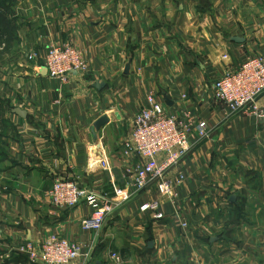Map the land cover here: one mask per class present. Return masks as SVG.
Segmentation results:
<instances>
[{
	"label": "crops",
	"instance_id": "crops-1",
	"mask_svg": "<svg viewBox=\"0 0 264 264\" xmlns=\"http://www.w3.org/2000/svg\"><path fill=\"white\" fill-rule=\"evenodd\" d=\"M169 1L10 0L20 55L1 93L13 135L0 158V264H44L21 248L52 236L87 254L70 264H264V121L230 112L213 91L247 56L264 55V0H182L172 14ZM61 43L86 62L66 82L43 68ZM148 95L167 114L207 125L205 137L193 127L186 156L165 170L170 196L156 182L136 192L137 160L121 157ZM255 106L264 110V93ZM102 116L108 123L93 134ZM57 178L115 204L100 231L81 228L92 214L85 203L50 207ZM150 202L164 221L140 212Z\"/></svg>",
	"mask_w": 264,
	"mask_h": 264
},
{
	"label": "built area",
	"instance_id": "built-area-1",
	"mask_svg": "<svg viewBox=\"0 0 264 264\" xmlns=\"http://www.w3.org/2000/svg\"><path fill=\"white\" fill-rule=\"evenodd\" d=\"M34 57L30 55L29 59ZM224 59L227 57L224 56ZM43 68L50 78L66 82L72 73L84 72L86 62L71 43L53 44L46 51ZM213 91L229 111L247 110L249 114L264 121V110L255 106V101L264 93V55L247 56L234 72L215 81ZM194 126L200 137L206 136L205 122L193 125L190 120H179L167 114L153 95L147 96L145 106L134 117L130 135L121 146V157L124 160H137L129 170L132 187L136 192L156 182L159 195H171L165 170L186 156ZM101 166L104 168L103 164ZM181 179L183 176L179 175L178 181ZM121 194L124 200L129 197L121 190L115 192L116 197ZM47 197L50 207L56 212H65L85 203L92 211L90 217L80 222L85 231H100L106 216L115 209V204L107 203L106 194H98L66 179H55ZM140 212L150 214L157 221L165 220L158 202L143 204ZM21 250L27 252L32 262L40 258L44 264H70L87 256L78 245L57 236L49 238L38 249L28 243Z\"/></svg>",
	"mask_w": 264,
	"mask_h": 264
},
{
	"label": "rangeland",
	"instance_id": "rangeland-1",
	"mask_svg": "<svg viewBox=\"0 0 264 264\" xmlns=\"http://www.w3.org/2000/svg\"><path fill=\"white\" fill-rule=\"evenodd\" d=\"M161 1L163 3V0ZM181 1L182 0H173L172 4L169 1L166 7H172V9H169L168 13L172 14L171 12H176L178 2ZM9 2L10 0H0V158L5 155L9 144V137L11 138L13 135V131L9 123H7L9 104L1 93L4 91L6 87L5 84L9 79V74L12 71L9 70V60L15 61L20 55V49L17 44L18 40L15 37L16 33H10L12 29H15V26L13 23L9 22Z\"/></svg>",
	"mask_w": 264,
	"mask_h": 264
},
{
	"label": "water",
	"instance_id": "water-1",
	"mask_svg": "<svg viewBox=\"0 0 264 264\" xmlns=\"http://www.w3.org/2000/svg\"><path fill=\"white\" fill-rule=\"evenodd\" d=\"M231 41L233 42H242L243 40L239 39V38H232ZM129 63L128 62L124 68V74L127 75L128 74V70H129ZM44 73H46V70L44 69ZM108 123V119L106 116H102L99 120H97L92 127V133L94 134L95 132H97L101 127H103L105 124ZM212 242L215 241V239L211 240Z\"/></svg>",
	"mask_w": 264,
	"mask_h": 264
}]
</instances>
